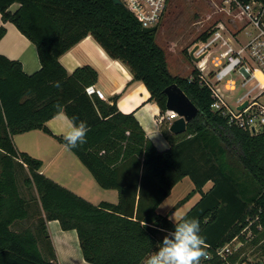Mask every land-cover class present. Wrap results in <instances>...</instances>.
<instances>
[{
    "label": "trees",
    "instance_id": "1",
    "mask_svg": "<svg viewBox=\"0 0 264 264\" xmlns=\"http://www.w3.org/2000/svg\"><path fill=\"white\" fill-rule=\"evenodd\" d=\"M14 3L19 7L12 12ZM0 14V40L4 24L12 23L34 44L40 63L27 75L20 61L0 54V264H59L46 229L50 220L77 232L88 263L144 264L165 236L193 218L210 256L201 258L203 264H240L241 250L225 260L216 250L235 237L243 241L246 227L264 235V124L254 134L229 124L212 110L211 93L198 71H192L191 79L172 75L154 32L144 33L133 14L112 0H0ZM87 35L144 84L162 112L167 111L163 90L172 84L197 107L183 133L172 134L162 126L167 149L156 148L133 114L118 111L116 97L108 104L87 95L85 88L97 81L93 68L81 66L69 74L61 65L59 57ZM208 36L202 34L200 40ZM61 111L69 120L87 123V142L68 148L100 187L118 191L117 204L94 205L77 196L44 176L41 161L13 144V135L30 130L52 135L46 122ZM54 138L66 145L62 137ZM129 170L133 181L124 179ZM19 171L26 172L24 186L36 196L21 195ZM185 176L200 199L172 222L156 208ZM209 181L212 185L204 192ZM24 221L29 224L14 228Z\"/></svg>",
    "mask_w": 264,
    "mask_h": 264
},
{
    "label": "crops",
    "instance_id": "2",
    "mask_svg": "<svg viewBox=\"0 0 264 264\" xmlns=\"http://www.w3.org/2000/svg\"><path fill=\"white\" fill-rule=\"evenodd\" d=\"M18 7L19 4L14 3L9 10L13 12ZM4 26L6 33L0 40V54L20 61L23 72L27 75L33 74L40 68L34 44L22 35L12 23L7 22ZM218 26L221 27L219 31L224 40L234 50L242 48L256 33V29L244 18H238V20L226 18L224 22H218L215 27ZM8 34H10L9 37ZM224 49L225 47L220 48L217 45L211 49V53L214 52L218 55V52H222ZM59 62L69 74L77 67L90 66L93 68L97 73V81L93 85L101 89L106 98L100 99L96 95L93 96L108 104H112V98L116 97L118 111L123 114H133L145 131L146 136L158 150H165L169 147L162 134V126H167L169 130V125L173 120L162 118L165 112H162L157 104L149 99L150 94L144 84L140 81H134L129 69L120 61L109 57L91 35L82 38L63 53L59 57ZM209 68L212 69L213 66ZM258 76L262 78V76ZM235 89L227 90L224 86L220 88L228 103V99L231 97L227 96V92H232ZM255 89L264 91V86L254 84L247 92L250 95ZM247 92L236 98L235 105H237V100L244 97ZM259 97L260 95L257 94L252 99H256L258 102ZM245 100H248V96L243 98V101ZM68 122L69 118L64 111H61L46 122V126L52 135L38 129L30 130L13 135V144L18 151L27 153L41 161L40 172L44 176L77 196L94 205L101 202L117 204L119 202L118 191L100 187L79 158L66 145L54 138V136L63 138L62 133L66 130ZM129 171V173L125 172L124 179L133 181L135 176L132 175L131 170ZM211 185L212 182H207L202 190L206 192ZM193 191L194 184L191 179L188 176L183 177L172 187L169 195L160 202L156 212L162 216H167L172 222L179 221L200 199V193ZM46 229L59 264H91L83 258L77 232L74 229L63 230L57 220L47 221Z\"/></svg>",
    "mask_w": 264,
    "mask_h": 264
},
{
    "label": "built area",
    "instance_id": "3",
    "mask_svg": "<svg viewBox=\"0 0 264 264\" xmlns=\"http://www.w3.org/2000/svg\"><path fill=\"white\" fill-rule=\"evenodd\" d=\"M119 1L140 22L142 28H148L158 25L168 0ZM224 3L228 5V8H232L235 5L239 10V18H244L248 21L256 29V33L242 48L234 50L228 46L220 33L219 29L221 27H215L206 40L197 44L198 47L194 52L195 57L205 54L201 61L196 64L198 78L201 84L207 87L211 93L213 100L211 104L212 110L225 116L229 124L236 125L250 132L254 129L256 133L258 128H261L264 124V106L256 102V99H248V105L238 110L237 107L243 102L245 96H249V92L244 97L239 98L237 105L233 107L221 93L219 84L223 82V86L227 90L235 89L236 80L232 76L238 72L242 80L241 86H246L252 80L256 81L255 85L264 86V4L255 0H250L247 3L241 0H224ZM217 45L220 48L225 47V49L213 57L211 61L213 69L205 73L204 65L207 55ZM203 73L208 75V77ZM258 75L262 76V78ZM85 91L89 96L96 95L100 99L106 98L104 92L94 85L87 86ZM177 117L173 111L168 110L162 115L164 120H174ZM258 229L260 228L258 227ZM242 245L243 242L238 237H235L232 241L217 249L216 255L225 260L228 256L239 251ZM205 258L209 259L210 256L207 255ZM201 264H203L202 259ZM260 264H264V262Z\"/></svg>",
    "mask_w": 264,
    "mask_h": 264
},
{
    "label": "rangeland",
    "instance_id": "4",
    "mask_svg": "<svg viewBox=\"0 0 264 264\" xmlns=\"http://www.w3.org/2000/svg\"><path fill=\"white\" fill-rule=\"evenodd\" d=\"M224 0H168L162 18L160 19L157 29L154 31L155 42L164 50L167 68L172 75L181 77H191L193 70H197V63L191 60L189 52L192 48L201 43L202 34H210L213 28L220 21H225L227 18L238 20V9L234 5L232 8H227L228 5L223 3ZM227 8L225 10V8ZM225 18V19H223ZM10 34H8V37ZM219 51V50H218ZM216 52V51H215ZM214 52L207 55L204 72L208 73L209 67L212 68L211 61L215 57ZM213 69V68H212ZM210 69V70H212ZM198 71V70H197ZM203 73L205 76L208 77ZM233 79L236 80V89L232 92H227L230 96V105L235 107V100L245 92H247L254 84L252 80L246 86H241V77L239 73H235ZM223 88V82L219 84ZM257 94L260 97L257 99L259 104L264 106V91L255 89L248 99L252 100ZM258 128L256 132H259ZM252 131V130H251ZM255 133V132H254ZM253 133V134H254ZM2 162H0L1 170ZM18 187L21 195L30 199L36 196L34 189H29L24 186L23 179L26 172H18ZM29 224L28 221L15 224L14 228H24ZM260 231H262L260 229ZM243 245L240 247L242 261L240 264H260L264 262V235L259 237L258 233H254L250 227L242 230Z\"/></svg>",
    "mask_w": 264,
    "mask_h": 264
},
{
    "label": "clouds",
    "instance_id": "5",
    "mask_svg": "<svg viewBox=\"0 0 264 264\" xmlns=\"http://www.w3.org/2000/svg\"><path fill=\"white\" fill-rule=\"evenodd\" d=\"M54 86L60 88V81H55ZM89 130L86 122L71 118L62 133L63 140L67 147L74 149L87 142ZM205 256L200 225L193 218L177 225L173 236H165L157 251L146 258L145 264H201V258Z\"/></svg>",
    "mask_w": 264,
    "mask_h": 264
},
{
    "label": "water",
    "instance_id": "6",
    "mask_svg": "<svg viewBox=\"0 0 264 264\" xmlns=\"http://www.w3.org/2000/svg\"><path fill=\"white\" fill-rule=\"evenodd\" d=\"M116 5H121L119 0H112ZM157 29V26H152L142 28L144 33L154 32ZM195 45L192 50L189 52V57L192 61L198 62L201 60L205 54L195 57L194 52L197 49ZM163 92L166 95V110L173 111L178 117L174 119L169 125V131L172 134H181L186 130V124L188 121L193 119L198 109L197 107L189 100L185 93L175 84L167 86ZM248 105V101H243L238 107V110L245 108ZM254 133V129L251 131Z\"/></svg>",
    "mask_w": 264,
    "mask_h": 264
}]
</instances>
